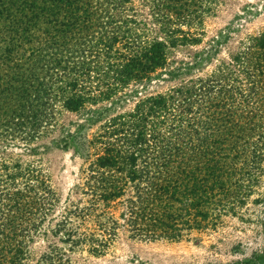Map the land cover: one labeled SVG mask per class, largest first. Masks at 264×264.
Instances as JSON below:
<instances>
[{"label":"trees","instance_id":"trees-1","mask_svg":"<svg viewBox=\"0 0 264 264\" xmlns=\"http://www.w3.org/2000/svg\"><path fill=\"white\" fill-rule=\"evenodd\" d=\"M145 1L160 18L162 39L118 18L131 0H0L4 147L39 138L62 111L101 123L90 136L78 124L61 138L84 164L58 211L39 167L1 165L0 264H23L37 235L64 247L50 244L36 264H68L65 252L80 247L100 256L121 230L178 242L238 216L255 194L264 175V31L207 76L142 95L137 89L153 77L187 74L221 45L214 40L192 64L167 71L169 48L201 42L197 27L213 2ZM131 98L129 111L103 120L106 109L95 108ZM252 203L263 204L264 193ZM261 227L264 235V215ZM234 264H264V245Z\"/></svg>","mask_w":264,"mask_h":264},{"label":"rangeland","instance_id":"rangeland-1","mask_svg":"<svg viewBox=\"0 0 264 264\" xmlns=\"http://www.w3.org/2000/svg\"><path fill=\"white\" fill-rule=\"evenodd\" d=\"M210 12L202 18V25L198 32L202 33L197 45L177 44L168 49L167 71H175L184 63L192 64L193 56L209 49L214 40L221 42L218 54L213 58L192 67L187 74L171 78H152L146 88L137 90L146 95L149 93L166 92L171 88L180 86L182 80L189 77H205L210 74L221 62L228 61L249 36L264 31V0H212ZM118 18H129L131 30L138 32L149 39L164 38L161 33L160 18L151 9V3L145 0H131L124 5V9L117 11ZM195 29V25L193 26ZM187 30L186 27H181ZM193 28L191 32H195ZM203 57L205 54L202 55ZM135 88L133 87V90ZM128 93V92H127ZM134 98L125 102L101 103L95 108L102 111L106 109L103 119L118 113L129 111L134 106ZM94 108V107H92ZM84 118V119H83ZM81 124L84 128L81 133L93 134L101 124L96 122L88 126L85 115L78 116L62 111L56 117L53 128L39 136L32 142L25 143L15 140L13 146H5L0 141V174L1 165L19 163L22 166L39 167L49 180L59 203L55 207L58 211L66 197L72 193L80 177L83 167V158L75 153L73 146L64 147L60 142L68 130L75 129ZM87 152H93L85 144ZM264 193V175L259 182L255 194L247 206L236 216L223 218L221 225L214 230H207L199 234H192L189 238L178 242L167 240L146 241L134 238L128 232H118L114 242L100 256L87 252L86 248H76L65 252L68 264H234L249 258L252 253L263 248L264 235L261 222L264 215V203L253 204L252 200L258 194ZM56 243L64 247L48 234L37 235L28 244L27 255L23 264H36L40 262L43 253L50 244Z\"/></svg>","mask_w":264,"mask_h":264}]
</instances>
